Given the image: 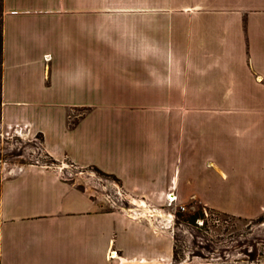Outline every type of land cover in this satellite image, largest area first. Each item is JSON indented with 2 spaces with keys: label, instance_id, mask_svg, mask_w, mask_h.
Masks as SVG:
<instances>
[{
  "label": "crops",
  "instance_id": "obj_1",
  "mask_svg": "<svg viewBox=\"0 0 264 264\" xmlns=\"http://www.w3.org/2000/svg\"><path fill=\"white\" fill-rule=\"evenodd\" d=\"M149 2L154 4L147 14L133 15L148 20V33L134 22L133 30L147 38L149 60L123 64L129 71L122 85L132 92L117 94L185 107L153 112L160 120L133 111L134 133L148 131L153 142L149 138L143 145L137 133L123 129L115 147L107 146L103 164L124 179L135 178L141 151L153 147L164 154L160 165L172 179L176 147L182 196L200 198L222 213L259 217L264 213V0ZM55 38L56 0H0V73L5 68L8 79L7 72L19 70L8 80L26 96L23 103L56 97ZM161 51L165 58L156 60ZM8 92L16 100L5 86V97ZM96 208L101 207L94 199L56 171L42 166L11 171L0 183V264H108L113 233L118 247L140 252L132 223ZM81 212L84 218L77 220Z\"/></svg>",
  "mask_w": 264,
  "mask_h": 264
},
{
  "label": "rangeland",
  "instance_id": "obj_2",
  "mask_svg": "<svg viewBox=\"0 0 264 264\" xmlns=\"http://www.w3.org/2000/svg\"><path fill=\"white\" fill-rule=\"evenodd\" d=\"M149 1L56 0V97L23 103L26 96L8 80L19 70H12L13 76L7 72L8 79L5 68L0 73V183L11 171L42 166L87 193L100 205L98 213L114 212L130 221L140 252L118 247L113 233L108 264H264V213L247 219L182 196L175 178L180 149L172 148V179L160 165L164 154L153 147L141 151L135 178L126 174L124 179L115 167L103 164L107 146L115 147L123 129L137 133L143 145L149 138L153 142L148 131L134 133L133 111L160 120L153 112L185 107L179 101H129L117 94L132 92L122 85L129 71L123 64L149 60L147 38L133 30L134 22L148 33V20L133 15L147 14L154 4ZM165 55L157 53L156 60ZM5 86L16 100L9 92L5 97ZM108 136L113 139L107 141ZM75 215L84 218L83 212ZM112 251L118 257L112 258Z\"/></svg>",
  "mask_w": 264,
  "mask_h": 264
},
{
  "label": "trees",
  "instance_id": "obj_3",
  "mask_svg": "<svg viewBox=\"0 0 264 264\" xmlns=\"http://www.w3.org/2000/svg\"><path fill=\"white\" fill-rule=\"evenodd\" d=\"M210 209H211V208H210ZM212 210H213V209H212ZM197 217H198L197 214L193 215V218H197ZM250 256H251V259H253V260H256V259H257L256 255H255L254 253L250 254Z\"/></svg>",
  "mask_w": 264,
  "mask_h": 264
},
{
  "label": "bare ground",
  "instance_id": "obj_4",
  "mask_svg": "<svg viewBox=\"0 0 264 264\" xmlns=\"http://www.w3.org/2000/svg\"><path fill=\"white\" fill-rule=\"evenodd\" d=\"M170 198H171V196H170ZM173 198H175L176 199V197H173ZM172 198V200H175V199H173ZM112 256L113 257H117L118 256V252L117 251H112ZM128 260V259H127ZM123 262H124V260H123ZM124 263H128V262H124Z\"/></svg>",
  "mask_w": 264,
  "mask_h": 264
},
{
  "label": "built area",
  "instance_id": "obj_5",
  "mask_svg": "<svg viewBox=\"0 0 264 264\" xmlns=\"http://www.w3.org/2000/svg\"><path fill=\"white\" fill-rule=\"evenodd\" d=\"M176 197V196H175ZM183 209H185V208H183ZM112 257V256H111ZM118 257V256H117ZM112 258H116V257H112Z\"/></svg>",
  "mask_w": 264,
  "mask_h": 264
}]
</instances>
